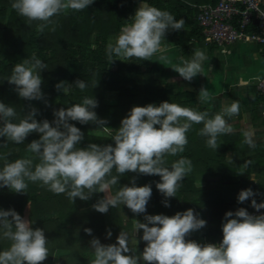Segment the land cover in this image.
<instances>
[{
  "label": "clouds",
  "instance_id": "clouds-1",
  "mask_svg": "<svg viewBox=\"0 0 264 264\" xmlns=\"http://www.w3.org/2000/svg\"><path fill=\"white\" fill-rule=\"evenodd\" d=\"M94 0H14L11 4L16 13L31 22H39L37 31L43 32L53 24L52 18L68 11H83ZM185 21L176 20L167 11H162L142 2L135 15L120 30L114 42L108 43L106 56L110 63L115 60L137 59L151 61L158 59L165 63L171 60L164 55L168 50L162 40L170 31L183 29ZM55 31L53 27L51 29ZM114 57L116 59H114ZM205 54L196 50L191 59L179 58L172 70L191 82L203 73ZM47 68L33 55L16 64L8 83L15 86L19 98L33 101L43 99L40 73ZM60 82L58 91L67 93L72 85ZM74 85L83 91L87 85L78 79ZM97 86V85H96ZM95 86V87H96ZM198 99L205 102L209 91L201 88ZM98 102L85 97L82 104L61 108L53 113L55 119L38 122L37 109L30 111L18 123L14 107L0 102V138L22 144L31 133L39 134L38 140L27 145V151L38 159L34 165L32 158L9 162L7 154L0 156L4 161L0 169V188H8L15 193H25L28 182H40L48 191L65 194L73 204L77 198L87 201L96 193H104L92 207L105 214L109 208L120 204L135 215L146 213V206L152 196L151 185L136 186L135 177L131 186L123 185L115 195L108 190L119 183V177L126 173L159 176L156 189L165 198L164 207L174 198L181 182L192 171V161L181 157L166 167V157L183 153L188 143L186 133L193 124H203L199 135L206 138V146L217 150L218 137L231 134L233 128L229 120L239 115L238 101H224L215 114L195 111L176 103L162 102L159 106H134L113 129L112 142L106 145L90 143L86 148H77L84 139V133L70 121L81 125L94 124L104 127L108 121L99 119L94 109ZM243 144L254 149V129L243 131ZM250 162H245L244 166ZM115 170L116 175H113ZM256 193L251 188L241 190L237 202L243 204ZM256 212L264 209V202L251 199L250 205ZM206 221L199 218L193 209L177 212L169 217L163 214L144 215V222L136 220V235L142 231L140 239L145 242L142 253L129 254L127 236L121 232L115 244L104 245L93 238L90 243L93 259L90 264H264V214L252 215L241 207L225 213L222 221V241L198 243L188 239L193 233L206 227ZM91 236L92 230L85 229ZM111 237V232L106 238ZM0 239L9 241V247L0 251V264H43L49 257L48 239L41 228L33 230L30 220L22 218L15 210L0 209Z\"/></svg>",
  "mask_w": 264,
  "mask_h": 264
},
{
  "label": "trees",
  "instance_id": "trees-1",
  "mask_svg": "<svg viewBox=\"0 0 264 264\" xmlns=\"http://www.w3.org/2000/svg\"><path fill=\"white\" fill-rule=\"evenodd\" d=\"M13 2L0 0V102L15 108L13 123L23 119L30 108L37 109L35 119L38 122L45 119L52 122L55 111L82 104L85 97L94 98L98 102L94 111L99 119L108 121L105 126L111 134L94 135L93 131L101 132L105 128L70 121L84 133L83 141L76 147L86 148L90 143H113L111 135L134 106H159L167 101L195 111L215 114L199 101V88L194 86L192 90L186 84L172 80L171 70L161 68L152 60L135 58L110 63L106 47L135 15L140 4L146 2L169 12L176 20L185 21L182 30L166 34L162 40L163 47L181 48V55L185 59H191L196 50L207 49L210 57L222 47L206 45L196 16L199 6L216 5L219 0H94L83 11L70 10L54 16V23L42 33L37 31L39 22L30 23L12 9ZM53 27L55 31L51 30ZM33 55L47 68L41 72L43 99L28 101L19 98L15 86L7 81L13 67ZM78 79L87 85L83 91L74 85ZM60 82H65L66 87L67 84L72 85L71 90L67 93L58 91L56 85ZM252 98V123L258 127L261 121L258 106L264 101V95L253 88ZM202 127L203 124H193L186 133L188 143L184 152L166 157L165 166L169 168L181 157L192 161L191 173L181 182L175 197L168 201L170 207L163 206L165 198L156 189V183L160 182L159 176L126 173L119 177V183L112 186L107 194L112 196L121 186H131L135 177L136 186L152 187L146 215L163 214L171 217L177 212L193 209L207 223L206 227L193 232L188 239L202 244H219L223 238L222 221L226 212L243 207L250 213L254 211L250 206L251 199L257 203L264 202V140H261L264 133L256 134V147L252 149L243 144V130H233L231 134L219 136V147L213 150L206 146V138L198 134ZM39 138V134L31 133L22 144L0 138V156L7 154L9 162L32 158L35 165L39 161L27 151V145ZM245 162H250L247 167L244 166ZM3 164L4 161L0 160V169ZM112 174L116 175L115 170ZM255 178L258 181L253 183ZM249 188L256 195L239 204V192ZM103 198L104 193H96L87 201L77 198L72 204L65 194H54L42 187L40 182H28L25 193L0 188V209L15 210L22 218L31 221L33 230H44L49 257L43 264H90L94 257L89 242L97 238L103 244L109 231L114 239L121 232L127 238L137 237L141 243L128 247L129 254L142 253L146 244L140 239L142 231L136 235L135 223L136 220L144 222L145 214L135 215L123 204L109 208L108 216L86 211ZM85 229H91L92 235L89 236ZM9 244V241L0 239V251L7 249Z\"/></svg>",
  "mask_w": 264,
  "mask_h": 264
},
{
  "label": "crops",
  "instance_id": "crops-1",
  "mask_svg": "<svg viewBox=\"0 0 264 264\" xmlns=\"http://www.w3.org/2000/svg\"><path fill=\"white\" fill-rule=\"evenodd\" d=\"M243 44L247 45V47H245L246 49H244L246 52L245 51L242 53L237 52L236 50L237 45L234 46L229 45L215 51L212 55H210V57L208 55L209 53L207 49H200V51H203V53L205 52L204 54L207 59L205 61H208L207 66H209V69H211V66H215L219 69H222L220 77L224 75L227 67H230L231 69V67L233 66L234 68H236L235 69L236 71L237 69L240 70L241 68L246 69L243 72L237 71V75H235L236 76L235 78H233L234 76H232L230 70L229 80H225L223 77H221L222 81L224 82V85L219 88L220 91H213L211 85L210 87H208V89L204 87L207 83L211 84L210 78H215V75L213 73L208 72L207 74L205 72L206 76H204V73L203 75L200 74L197 75L198 79L203 83V88L209 91V99L204 102L207 105L205 104L204 105L208 106L209 109L214 111V113L220 110L221 104L226 100L229 102L231 101L239 102L240 105L239 115H236L233 118H231L233 120L236 117V120L238 122H236L237 124L235 126L237 125L242 126L241 122L244 120L245 116L247 115L246 112L250 111L251 109V104L253 99L252 98L253 88L257 89L256 87L257 79L264 75V56L260 51L259 45H257L256 43H253L255 44V46H251L249 43H243ZM164 48H166L169 52V50L173 47L167 46ZM254 55H257L260 60H255V57H253ZM247 61H249L248 63H251L250 66L252 65L253 66L250 67L249 65H247V67H245ZM244 63L246 64L243 65ZM203 66L205 67L204 63ZM212 75L214 76L211 77ZM211 97L215 99H212ZM258 108H260V110L261 108H263L264 111V101L262 102L261 105L258 106ZM258 114L261 119V121H259V126L258 127H254L253 125L252 126L254 128H258L260 131L258 130L254 136H256V134L260 132L264 133V113L262 111H259Z\"/></svg>",
  "mask_w": 264,
  "mask_h": 264
},
{
  "label": "built area",
  "instance_id": "built-area-1",
  "mask_svg": "<svg viewBox=\"0 0 264 264\" xmlns=\"http://www.w3.org/2000/svg\"><path fill=\"white\" fill-rule=\"evenodd\" d=\"M196 19L206 45L256 43L264 56V0H219L216 5H201ZM256 87L264 95V75L257 79ZM250 214H264V209Z\"/></svg>",
  "mask_w": 264,
  "mask_h": 264
},
{
  "label": "rangeland",
  "instance_id": "rangeland-1",
  "mask_svg": "<svg viewBox=\"0 0 264 264\" xmlns=\"http://www.w3.org/2000/svg\"><path fill=\"white\" fill-rule=\"evenodd\" d=\"M115 40L114 39H112L111 40V42H114ZM251 46H255V44H253V43H249ZM234 45H237V47H236V50H237V52H240V53H242V52H244L245 50L244 49H246L245 47H247V45H245V44H243L242 42H236L235 44H233L232 46H234ZM243 45V46H242ZM231 46V45H230ZM173 48H171L170 50H169V52L167 51V52H165L164 53V55H166L170 60H171V63H165V62H163V61H160L159 59H158V56H159V54H157V56H154L153 57V59H152V63H157L161 68H166V69H168V70H171V72L173 73V78H172V80H177V81H180V82H182V83H184V84H186L188 87H189V89H192V90H194L195 88H194V86H196V87H200L199 88V90H201V88H203V83L198 79V77L196 76L195 78H193V80L191 81V82H188V81H185L183 78H181L179 75H178V73H176V72H174L173 70H172V68L175 66V64L179 61V58L182 56L181 54V48H177L176 47V49H175V46H172ZM203 52V51H202ZM246 52V51H245ZM205 53V52H204ZM253 57H255V60H260L259 59V57L257 56V55H254ZM252 57V58H253ZM207 60V59H206ZM249 61H247V64L246 63H244L243 65H245V67H247V65H249L250 66V64L251 63H248ZM204 65H205V67L203 66V70H204V76H206V73L208 74V72H210V73H213L214 75H215V78H210L211 79V84H209V83H207L204 87L205 88H207L208 89V87H210V85H211V88H212V90L213 91H220V87L221 86H223L224 85V82L222 81V78L221 77H223L225 80H229V77H230V75H229V71L231 70V73H232V76H234L233 78H235L236 76L235 75H237V71H245L246 69H243V68H241L240 70H238L237 69V71L235 70L236 68H234L233 66L231 67V69H230V67H227V69H226V71H225V73H224V75H222L221 77H220V74H221V72H222V69H219V68H217V67H215V66H211V69H209V66H207L208 65V61H204ZM253 66V65H252ZM252 66H250V67H252ZM206 72V73H205ZM203 73L202 74H200V75H203ZM214 75H212L211 77H213ZM40 76H41V73H40ZM212 98V97H211ZM212 99H215V98H212ZM203 105L205 104L204 102H201ZM205 105H207V104H205ZM248 110V109H247ZM259 111H262L263 113H264V111H263V108H261V110H260V108H258V112ZM246 116H245V118H244V120L241 122V124H242V126H235L237 123L236 122H238L237 120H236V117L232 120H229L228 122H229V124H231V126H232V128H233V130H237V129H242V130H247V129H254V131H255V133L259 130L258 128H254L252 125H253V123H252V121H253V116L251 115V113H250V111H247L246 112ZM261 129V128H260ZM260 131V130H259ZM35 134H37V133H35ZM92 134H94V135H102V136H110V134H111V132H109L108 130H105V131H101V132H96V131H93L92 132ZM254 137H256V136H254ZM256 140H257V137L255 138ZM261 140H264V136L261 138ZM240 163V162H239ZM258 181V178H255L254 180H253V183H256ZM86 211H88V212H97V211H95L94 209H93V207H91V208H89V209H87ZM107 216H108V212L107 213H105ZM116 240L117 239H114L113 237H112V235H111V237L110 238H107V240H104V241H102V243L104 244V245H110V244H115L116 243ZM84 242H87V241H84ZM141 242L139 241V239L137 238V237H134V238H127V246L128 247H130V246H132V245H139Z\"/></svg>",
  "mask_w": 264,
  "mask_h": 264
}]
</instances>
